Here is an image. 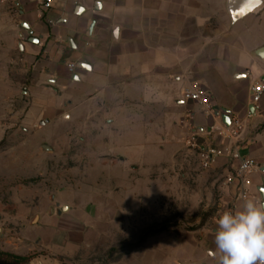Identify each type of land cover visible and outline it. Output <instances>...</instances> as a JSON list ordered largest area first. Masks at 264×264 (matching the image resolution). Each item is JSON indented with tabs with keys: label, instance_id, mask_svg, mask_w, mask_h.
I'll list each match as a JSON object with an SVG mask.
<instances>
[{
	"label": "crops",
	"instance_id": "1",
	"mask_svg": "<svg viewBox=\"0 0 264 264\" xmlns=\"http://www.w3.org/2000/svg\"><path fill=\"white\" fill-rule=\"evenodd\" d=\"M42 1L13 0L17 22L11 12H0V67H11L16 49L23 67H44L59 103L70 107V118L94 124L81 134L130 135L135 121H159L158 130L171 136L166 145L174 167L193 166L189 154L196 148L187 143L192 135L202 148L228 144L223 118L229 111L231 119L243 121L234 146L258 166L249 175L247 198H263L264 94L254 110L250 89L254 80L264 82V0L237 21L228 0H51L49 8ZM69 63L77 65L72 73ZM194 83L211 95L212 111L184 99V89ZM95 120L103 124L97 128ZM111 142L104 138L103 147L92 150H103L112 170L127 161L126 173L136 171L137 158L114 153ZM238 165L221 155L202 171L201 194L217 203L218 216L212 226L185 235L184 251L169 264H218L216 220L243 201L237 183H225ZM139 193L137 199H144ZM150 195L160 197L155 191Z\"/></svg>",
	"mask_w": 264,
	"mask_h": 264
},
{
	"label": "rangeland",
	"instance_id": "2",
	"mask_svg": "<svg viewBox=\"0 0 264 264\" xmlns=\"http://www.w3.org/2000/svg\"><path fill=\"white\" fill-rule=\"evenodd\" d=\"M0 5L19 20L13 0ZM20 57L16 49L11 67H0V251L30 259L0 264H169L184 251L185 235L213 225L217 203L201 194L197 148L191 168L174 167L171 136L146 118L129 126L130 135L81 134L94 124L70 118L44 67H23ZM104 138L139 168L129 175L127 161L107 167L110 157L92 150ZM61 205L68 208L59 212Z\"/></svg>",
	"mask_w": 264,
	"mask_h": 264
},
{
	"label": "clouds",
	"instance_id": "3",
	"mask_svg": "<svg viewBox=\"0 0 264 264\" xmlns=\"http://www.w3.org/2000/svg\"><path fill=\"white\" fill-rule=\"evenodd\" d=\"M218 264H264V198H246L216 220Z\"/></svg>",
	"mask_w": 264,
	"mask_h": 264
},
{
	"label": "built area",
	"instance_id": "4",
	"mask_svg": "<svg viewBox=\"0 0 264 264\" xmlns=\"http://www.w3.org/2000/svg\"><path fill=\"white\" fill-rule=\"evenodd\" d=\"M42 5L44 8H49L51 6V0H43ZM77 68L76 63H69L68 69L72 73ZM264 94V82L261 80H254L251 89V107L256 110L260 107V101ZM183 97L186 100H191L203 106L207 111H212V97L209 92L199 83H194L190 87L184 89ZM251 114V111H248ZM243 128V121L239 118L233 117L229 125L224 129V134L228 138V144L220 148H202L200 144L197 143L195 135H192L188 139V144L192 147L198 149L199 158L201 166L203 169L210 167L214 157L226 155L235 160H239L238 167L227 174L225 177V183L230 184L233 182L237 183L238 193L237 198L244 200L249 197V185L250 179L249 175L252 171L258 168L254 160L242 157L240 151L234 146L232 142L233 138H237L241 129ZM235 210L233 207L228 206L224 211ZM223 211V212H224ZM222 214V213H221ZM220 214V215H221Z\"/></svg>",
	"mask_w": 264,
	"mask_h": 264
},
{
	"label": "water",
	"instance_id": "5",
	"mask_svg": "<svg viewBox=\"0 0 264 264\" xmlns=\"http://www.w3.org/2000/svg\"><path fill=\"white\" fill-rule=\"evenodd\" d=\"M261 5V0H228V9L231 13L232 20L237 21L241 19L257 7ZM80 9V8H79ZM78 9V10H79ZM22 26L25 28H29L26 23H22ZM225 118H223V123L225 126H228L231 121V116L229 111H225ZM260 173L264 176V167L259 169ZM261 193L264 198V190L261 189Z\"/></svg>",
	"mask_w": 264,
	"mask_h": 264
},
{
	"label": "trees",
	"instance_id": "6",
	"mask_svg": "<svg viewBox=\"0 0 264 264\" xmlns=\"http://www.w3.org/2000/svg\"><path fill=\"white\" fill-rule=\"evenodd\" d=\"M145 238L146 236L142 235L138 243L135 244L134 247H137L142 242H144ZM4 259H10V260L21 262V261H29L30 257L26 255H17V254H13L10 252L0 251V260H4Z\"/></svg>",
	"mask_w": 264,
	"mask_h": 264
}]
</instances>
